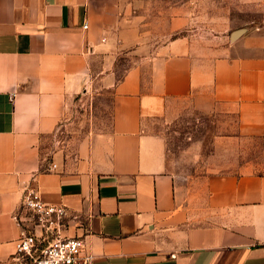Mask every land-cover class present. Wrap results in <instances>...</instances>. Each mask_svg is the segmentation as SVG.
I'll use <instances>...</instances> for the list:
<instances>
[{"label": "crops", "instance_id": "0c3cea01", "mask_svg": "<svg viewBox=\"0 0 264 264\" xmlns=\"http://www.w3.org/2000/svg\"><path fill=\"white\" fill-rule=\"evenodd\" d=\"M131 4L0 0V264H20L24 188L65 208L59 235L81 237L91 264H264V19L233 41L186 31L154 45ZM92 94L110 96L108 125L81 132L75 106ZM183 105L232 115L258 167L177 186L151 125Z\"/></svg>", "mask_w": 264, "mask_h": 264}, {"label": "rangeland", "instance_id": "374dc122", "mask_svg": "<svg viewBox=\"0 0 264 264\" xmlns=\"http://www.w3.org/2000/svg\"><path fill=\"white\" fill-rule=\"evenodd\" d=\"M128 13L154 45L194 31L197 38L227 40L229 33L264 19V0H129ZM187 18L185 28L169 32L172 18ZM129 61L120 56L119 75ZM75 106L74 127L88 133L108 125L110 96L88 97ZM151 131L165 141L167 169L183 190L201 189L203 181L215 175L234 173L245 161L258 167L261 150L244 141L235 130L232 115L222 112L201 113L190 106H178L165 120L155 121Z\"/></svg>", "mask_w": 264, "mask_h": 264}, {"label": "built area", "instance_id": "2783aa9c", "mask_svg": "<svg viewBox=\"0 0 264 264\" xmlns=\"http://www.w3.org/2000/svg\"><path fill=\"white\" fill-rule=\"evenodd\" d=\"M18 212L12 217L21 228L14 241V255L20 264H91L92 257L83 252L81 237L59 235L65 216L62 205L47 203L36 190L24 188ZM27 223L40 228L49 239L40 241L30 236L24 229ZM43 240L45 243L39 246Z\"/></svg>", "mask_w": 264, "mask_h": 264}, {"label": "water", "instance_id": "95a60500", "mask_svg": "<svg viewBox=\"0 0 264 264\" xmlns=\"http://www.w3.org/2000/svg\"><path fill=\"white\" fill-rule=\"evenodd\" d=\"M243 32H244V28H237V29L232 30V31L229 33V36H228L229 41H233V40H235V39H236L239 35H241Z\"/></svg>", "mask_w": 264, "mask_h": 264}]
</instances>
